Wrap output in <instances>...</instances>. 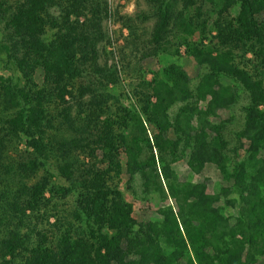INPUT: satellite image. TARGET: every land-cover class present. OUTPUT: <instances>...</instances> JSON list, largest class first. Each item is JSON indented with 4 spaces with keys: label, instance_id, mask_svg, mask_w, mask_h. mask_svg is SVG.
Listing matches in <instances>:
<instances>
[{
    "label": "trees",
    "instance_id": "16d2710c",
    "mask_svg": "<svg viewBox=\"0 0 264 264\" xmlns=\"http://www.w3.org/2000/svg\"><path fill=\"white\" fill-rule=\"evenodd\" d=\"M215 1L221 11L236 6L233 29L259 40L264 57V27L254 19L264 10V0ZM99 4L100 0H0V52L5 64L17 72L15 80L0 73V195L11 192L7 203L16 205L19 215L39 201L48 204L45 191L59 196L61 203L69 202L66 211L61 210L68 215L64 222L60 212L52 221L44 220L55 241L47 240L40 230L35 231V239L28 233L1 238L0 264H8L9 257L17 258V264L264 262V84L230 62L225 52L192 50L195 62L208 66L194 92L183 68L163 63L160 78L141 81L146 92L131 89L140 98H135L129 113L114 116L116 124L109 118L90 119L91 126L76 129L77 136L46 138L44 129L52 127L54 119L65 127L74 126L68 103L51 112L64 103V93H70L64 81L85 77L90 63L92 76H86V84L96 94L106 90L108 76L116 71L113 64H97L96 49L88 42L92 36L88 23L91 16L99 20ZM83 9L90 15L85 23L77 19ZM70 14L76 16L72 23ZM159 19L152 36L156 45L166 14ZM37 67L43 71L40 84L33 81ZM219 73L240 81L248 93L244 124L236 135L247 142L249 153L235 164L231 189L222 186L206 192L203 182L180 180L169 164L184 138L192 170L215 159L224 171L219 153L223 144L218 136L206 135L207 130H217L209 117L235 100V87L222 83ZM77 90L81 96L88 87L80 84ZM191 98L200 103L189 102ZM176 102L183 105L171 118L168 108ZM91 118H96L95 112ZM169 131L174 137L167 135ZM81 154L96 160L86 165ZM121 158L127 176L123 188ZM136 174L141 194L154 191L161 201L170 202L162 207L166 211L160 218L136 220L131 215L124 189L135 192ZM223 205L235 207L236 212L224 213Z\"/></svg>",
    "mask_w": 264,
    "mask_h": 264
},
{
    "label": "rangeland",
    "instance_id": "374dc122",
    "mask_svg": "<svg viewBox=\"0 0 264 264\" xmlns=\"http://www.w3.org/2000/svg\"><path fill=\"white\" fill-rule=\"evenodd\" d=\"M100 1L101 4L97 8V18L99 20L96 21L95 16H91L88 23L89 33L92 34L88 42L96 49L93 56L97 64L101 66H111L113 64L116 71L112 77H107L106 90L97 91V95L93 94L87 85L89 80L86 76H92L89 70L91 68L90 63L86 64L85 77L64 81L65 89L70 93H64V103L52 107L51 112L54 114L56 110L61 109L68 103L70 105L69 114L73 116L71 121L74 120V126L65 127L61 124V120L54 119L51 121L52 127L49 124L44 129L47 139H51L52 136H68V134L77 136L78 130L76 129L81 126L84 128L91 126L90 119L102 121L104 118H109L116 124L114 116L117 114L122 115L123 111L129 113L132 110L135 98H140L139 95L135 97L133 95L135 93L131 89L139 90V93L141 91L146 92L148 88L141 81L149 82L160 78L162 76L160 67L163 63L164 65L174 63L183 68L188 75V86L194 92V87L200 78L203 77L205 72H208L206 64L198 65L193 59L191 52L194 48L209 50L212 53L217 50L225 52L228 54L230 62L244 70L252 78L261 79L264 84L262 45L259 40L240 35L233 29L232 26L236 25L234 20L236 6L221 11L219 9L220 5L215 0ZM163 13L166 14L167 19H165L166 23L161 25L160 38L158 45H156L152 38L153 30ZM89 17V12L83 9V11H79L77 19L78 22L85 23ZM67 18L72 23L71 21H74L76 16L70 14ZM254 19L264 27V10L254 15ZM96 25L99 26V31ZM160 45L164 49L156 47ZM4 60L0 52V73L15 80L17 72L13 70L10 63L5 64ZM219 74L218 79L222 83H232L235 87L233 89L235 100L227 106L218 108L216 114L209 117L212 123L217 126V130H207L206 135L207 138L214 135L218 136L220 143L223 144L219 149V153L222 156L220 162L224 171L220 170L215 159L206 160L199 169L192 170L187 163L189 144L184 138L179 140L176 157L169 164L180 180L203 182L206 192L219 191L222 186H229L231 189L232 172L235 164L245 161L249 153L246 150L247 142L236 135V132L241 130L244 124L248 93L240 81L224 73ZM42 77L43 71L37 67L33 74V81L40 84ZM80 84L88 87V90L84 91L81 96L77 95L79 91L77 88ZM190 101L193 104L200 103L198 100L193 102V98ZM201 103L204 104L203 101ZM182 105V102H176L168 108L171 118ZM92 112H95V119L91 118ZM87 120L90 122L87 123ZM167 135L174 137V133L171 131ZM18 146L20 147V145ZM21 146L23 147V145ZM147 154V152L143 153L142 158ZM79 157L84 159L86 165H92L96 160L91 155L81 154ZM167 158H170V156L167 155ZM122 160L121 158L119 173V186L121 188L124 187V181L127 177L122 166ZM54 184L57 185V183ZM134 185L136 190L133 194L128 189H124L125 199L132 204L131 215L136 220L160 218L166 211V208L163 209L162 207L165 206V203L170 204L168 199L161 201L158 193L154 191L141 194L138 189L139 178L137 174L135 175ZM44 195L47 196L48 204L44 205L42 201H39L35 207H26L24 215H19L20 212L14 209L16 205L11 207L7 203V198L11 197V192L3 196L0 195V240L14 233L21 235L28 233L30 239H35V231L40 230V233H43L47 240L55 241V237L50 234L54 232L53 229L48 228L44 220L52 221L55 214L60 212V217L61 215L64 216L61 220L65 221L68 216H65V211L69 202L61 203L59 196L49 195L46 191ZM223 206L224 213L234 214L236 212L235 207ZM61 210H65L64 214L63 212L61 214ZM39 220H43V222L35 226ZM6 257V259L10 258L8 264L18 263L17 258ZM259 264H264V262Z\"/></svg>",
    "mask_w": 264,
    "mask_h": 264
}]
</instances>
